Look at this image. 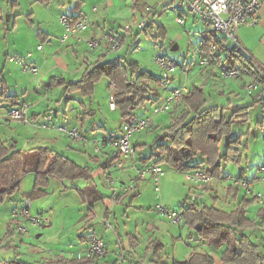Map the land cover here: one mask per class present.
<instances>
[{
    "label": "rangeland",
    "instance_id": "obj_1",
    "mask_svg": "<svg viewBox=\"0 0 264 264\" xmlns=\"http://www.w3.org/2000/svg\"><path fill=\"white\" fill-rule=\"evenodd\" d=\"M7 1L9 0H3L0 2V11L2 12L0 17L1 27H3V23H8L13 10V15L16 14L15 17L18 16L17 22L21 32H16V29H14L11 23L9 26L6 25L5 27L7 40L4 38V32L2 31V33H0V92L1 85L3 84H7L9 88L11 87L19 90V92H22L21 88H23L25 84H32L35 88L34 91L32 89L30 90V92L33 93L32 95L37 93L36 89L39 91L41 90L40 88L47 89L48 91L45 92L46 98L42 99L41 104L36 105L35 110L40 112L39 118L41 119L36 122L41 123L44 120V122L48 123L49 128L38 126V128H31V130L33 132L39 130L40 133L55 132L57 142L55 143L56 145L54 148L59 152L71 155L76 158V160L83 159L84 150L91 155L102 154L107 151L112 155L115 150L111 146H107L106 148H103L101 152H96L93 142H90L89 145L82 144L79 141L73 142V138L64 132H61L58 128L63 126L79 127L77 121L86 118L84 128L88 130L90 135L97 134L99 138H101L102 135L119 134L123 124L121 114L119 110L111 109V99L114 94V87L109 85L108 77L102 75L96 82L94 91L90 96H83L80 92H73L70 89L67 91L65 89L66 84H57L53 89H49L47 88L49 78L45 77L43 78L42 84H40V82L38 83L45 72L42 71L43 69H41L40 66H38V74L35 75L29 72H24L22 70V64L11 61L9 57L16 56L24 58V61L27 63L32 62V56H27L28 53L35 54V49L32 48V35L35 37V34H30L26 28V19L30 12H33V15L35 14L34 18L37 27H39L40 22L41 24H44L43 26L40 25V30L42 32L43 30H46V26L48 25L54 30L57 29V26H61L57 23H59L62 15H99L101 17V22L106 26L112 24L118 26L130 23L133 26V29L127 33L126 41L119 50L120 56H122V59L125 62H137L142 69L148 70L157 76L159 80L158 83H156V88L159 92H161L165 85L170 86L175 82L177 85L185 84L188 87H192L195 84L201 85L205 88L207 97L210 94L216 95L217 91L215 90L216 88H214L216 86L224 87L226 90L231 88V86L232 89L237 87L238 91L241 90L240 92L242 93L243 98L247 97V92L244 91V86H237L242 84V74L237 78H230L228 80V78H224L221 74L223 69L220 70L221 76L217 73L220 64L213 63L215 65L207 70L209 65L200 63V48H208L209 46V42H205L201 38V30L206 28L205 22L189 13L186 18L187 21L184 24H179L176 19L178 13L171 9H167V7L164 9L162 0H136L134 2H132V0H119L114 6H109L107 0H64L62 6L57 7V10L53 12V8L49 10V8L43 6L44 4L42 3L33 6L31 0H22V3L17 7H12ZM78 2H80L79 6H77ZM172 4L175 5V2ZM93 6H98L97 12L92 11ZM147 6H150L153 12H148L146 9ZM155 11L156 13L154 17L150 18L151 25L144 28L137 27V23L143 19V15L150 16ZM91 22H93L92 19ZM160 24L163 26H160ZM120 28L121 27H119V29ZM54 38L57 39L56 37ZM7 44L9 45V56L6 58L5 52L7 51ZM175 45L178 46L176 49L173 48ZM163 55L173 59L177 64L176 70L170 73L169 77H166L164 71L159 67L156 61L158 56ZM222 60L223 56H221V61ZM5 66L6 69L4 71ZM185 66L186 68L188 66L189 69H186ZM225 66H227V64H225ZM6 72L10 74L11 80L5 78ZM214 82H217L218 85H213ZM217 89L221 88L217 87ZM150 108L149 114L152 115ZM49 109L50 111L52 110L49 115L50 117L46 115L49 112ZM55 112H57V115H55ZM143 113H145L143 107H140L135 111V115L138 116ZM166 114L167 118H170V112H167ZM159 115L160 114H156L154 116L157 117ZM260 117L263 120L260 129H257L255 124V121L257 120L256 116L253 117L252 122H236L234 124L231 133V136L233 137L246 132V129L249 126H251V128L250 132L244 135L239 144L240 155H242L241 162L239 164L224 162L223 174L230 175V180L232 182L239 177L241 172H243L246 177L249 179L251 178L252 187L255 191L261 192L264 196V191L262 190V188L264 189V181L259 180L253 183L252 179L256 174L259 176L261 175L259 169L264 162V112L260 114ZM18 122L19 121L12 120L7 123L5 122L4 124L7 125L6 127L9 126L10 128L18 129L22 125L18 124ZM27 127L29 128L32 126L28 125ZM160 131L162 130L160 129L157 132ZM153 135H156V131L153 132L152 136L146 134L145 131L136 133L132 136L131 142L134 144L138 141H147L148 144L146 151L150 152V150L153 149V145L150 144L151 140H153ZM32 141L29 142V140L21 139L18 142V146L24 150H29L35 146L49 145L48 142L39 139ZM73 143H77V145L80 144L81 147H77ZM71 144L72 146H75L74 149L70 146ZM220 146L222 147V151L225 150L226 138L222 140ZM165 170V174L160 181V196L156 195L155 186L152 181H149V178L140 182V187L137 191L140 192V200L143 206L147 207V211L148 209L151 210L150 206L155 207L157 203L161 202L169 210L179 211L181 206L185 204L184 200L188 196H194L192 195L193 190L191 184L186 179L185 173L174 170L169 166H166ZM34 175L33 172H29L24 177L23 188H25V190H31L33 188ZM227 179L228 177H215L213 184H219V181L222 180L224 183L226 182V187L228 185ZM225 187H220L218 189L215 188V193L223 198L227 195ZM47 192L48 193L42 196H33L31 200L33 203L32 211L34 213L44 212L48 216L52 215L55 222L54 227H49L42 231L43 235L40 237L41 239L38 242V246H47L54 250H63L66 246L71 247V243L68 242L71 241V239H73V241L77 239L78 230H80L81 234L95 233L101 235L105 242H114L116 238L114 232L111 230L113 229V226L109 223L111 227H107L105 225V220L100 214H98V212L94 215L92 221L94 227L92 226V229L80 228L83 225L84 217L87 214L90 205L82 200L79 192H77V189L74 186L71 187L70 185L68 188L66 186H56L55 192L50 189H48ZM129 194H132V190ZM18 195L19 191L16 193V196ZM222 198H220L221 200H218V202L216 201L217 204L222 205ZM14 206L15 203L13 199L10 198L4 203H0L2 209L1 212H3L4 216L9 209ZM261 207H264V201L260 202L258 199H254L250 205V215L252 212H257ZM124 210L125 209L120 213L121 218L119 217V222H121L124 215ZM152 211L155 212L156 210L152 208ZM163 220L165 221L164 225L167 228L173 227V229H179V226L171 220L167 218H164ZM112 221L113 220H111V222ZM112 223L117 224L115 220ZM255 228L254 232L250 231L251 238L258 245L259 251L264 255V226H257ZM31 230L32 232L34 231L33 235L30 236L25 243L20 242L19 246L23 250H26V246L30 248L32 244L35 243L34 240L38 239L36 235L39 232V228L32 227ZM189 230H191L192 233L196 232L195 229H191L190 225L185 222L182 231L188 233ZM61 235L63 237H61ZM61 238V242H58V239ZM186 239L191 240L188 235ZM72 248H74V245ZM8 249L9 248L0 251V259L16 257L20 260H26L24 254L21 256H15V249ZM37 256L42 260L41 255Z\"/></svg>",
    "mask_w": 264,
    "mask_h": 264
},
{
    "label": "crops",
    "instance_id": "obj_2",
    "mask_svg": "<svg viewBox=\"0 0 264 264\" xmlns=\"http://www.w3.org/2000/svg\"><path fill=\"white\" fill-rule=\"evenodd\" d=\"M1 1L3 0H0V2ZM118 1L119 0H107V4L109 6H114ZM134 1L136 0H132V2ZM7 2L12 7H17L20 5V3H22V0H9ZM63 2L64 0H51L48 3H42L36 0H31L33 6H36L38 3H42L44 4L43 6H47L49 10L53 8L54 10H52V12L57 10V7H61ZM80 2H78L77 6H79ZM162 2L164 7L168 8L169 5L172 2H174V0H162ZM94 7H97V9L94 10ZM92 11L97 12L98 6H93ZM150 12H153L152 8ZM1 13L2 12L0 11V17H1ZM155 13L156 11L152 13L150 16L149 15L148 16L150 18L154 17ZM15 15H13V10H12V13L10 15V20L8 21V23L5 24L2 22L3 27H1V21H0V33H2V31L4 32L5 34L4 38L6 40H7L6 31H5L6 25L9 26L12 23L14 29H16V32L18 33L21 32L19 29V24L17 22L18 16L15 17ZM78 15H83V14H78ZM78 15H73V16H78ZM34 16L35 14L33 15V12L32 13L30 12L28 14V18L26 19L27 30L30 32V34H35V37L34 35H32L33 38L32 48L35 49V54L34 55L31 54L32 56L31 63L40 66V68L43 69L42 71H45L43 73V77L38 81V83L40 82V84H42L43 78L45 77L49 78L47 88L53 89L55 87V86H49L50 82L54 81L55 77H59V78L61 77L66 82L80 80L83 77V74L86 71V69L91 68L96 61L106 62L118 58L121 61L125 62L119 53V50L122 46L115 51L109 50L105 40L103 39L104 33L108 28L113 27L119 29V27H121L122 25L116 26L112 24L110 26H106L101 22V17L99 15L93 14L89 16L88 14H85V16L88 18L89 21L88 29L86 31H83L79 35H74L64 40L63 37L65 35V26L60 20L59 23L57 24L58 25L60 24L62 27L57 26L56 27L57 29L54 30L51 26L48 25L46 26V30H43L42 32L40 30V25L43 26L44 24H41L40 22L39 27H37ZM186 18H187V14L185 15V19ZM91 19L93 22H91ZM150 24L151 23H149V25ZM238 35H239V40L241 42V44L239 45V49H241V51L245 54V56L248 59V62H251V65L250 68L246 70H242L243 72L241 75L243 78L242 84L237 86H242V87L244 86L245 88L244 91L247 92L246 86L253 79L255 78H259L261 80L264 79V8L262 9L260 14L259 24L255 26L243 25L239 29ZM54 37H56L57 39H55ZM92 39L97 40L99 44L95 47H92L89 42ZM221 43H223L225 46L223 49L221 50L219 49L221 52V56H223V60L221 61V58L212 57L210 63L207 64L209 65V67H207V70L211 69L212 66L215 65L213 63L220 64L217 72L219 76H221L220 70L227 67L225 66V62H224L227 49L234 45V43H232L227 39H223ZM8 48L9 45L6 48L7 51L5 52L6 58L9 56ZM200 49H201V55L205 53L208 54L210 52V48L209 51H207V48L205 47H201ZM5 69L6 66L4 68V71ZM186 69H189L188 66ZM24 72H28V71H24ZM5 78L11 80L10 74L6 72ZM224 78H228L229 80L230 78H237V77H224ZM182 83H186V82H182ZM6 85L4 84L1 85L0 106L5 107L7 105H13L24 101L28 102L29 103L28 114L31 121H35V122L38 121L40 119L39 118L40 112L38 110H35L36 109L35 107L36 105L41 104L42 99L46 98L45 92L48 90L40 88L41 90L39 91L36 89L37 93L36 94L34 93V95H32L33 93H31L30 90L31 89L33 91L35 90L34 85L32 84H25V86L21 88L22 92H19V90H16L11 87L9 88L8 85L7 86ZM151 85L152 87L157 89L156 82H151ZM175 85H177V83L175 82L173 85L170 86L165 85V87L162 88L160 92L162 93V96L160 97L159 101L168 93V91L176 87ZM213 85H218V84L217 82H214ZM194 86L202 87L206 95L205 88L203 86L196 84ZM217 87H220L221 89H217ZM214 88H216L215 90L217 91L216 95L210 94L208 97L206 96L207 104L218 105V106L224 105L228 109L227 110L228 114L231 113L232 107H237V106L248 107V118L247 120L241 122L243 123L252 122L253 117L256 116L257 120L255 121V124L257 126V129L261 128V124L263 120L261 119L260 114L264 112L263 109L264 97L262 98L257 97L259 94V90L254 91V93L252 94H249L247 92V94L245 93L247 97L243 98V95L240 92L241 90L238 91L237 87H235V89L234 88L232 89L231 86V88H228V90H226V88L221 86H216ZM10 95L16 96V98L13 101L5 99L6 96H10ZM154 104L155 103L152 102L147 103L146 106L143 107L145 109V113H143L140 116L150 115L149 108L151 107L150 110L152 113V106ZM111 109L118 110L113 107H111ZM51 111L49 109V112L46 115L49 116L51 114ZM55 115H57V112H55ZM140 116L135 115L136 118ZM155 117L156 116H153L154 119L153 126L147 130H144L146 134L150 136H152L153 132L156 131V135H153L152 137L153 140H151L150 142V144L153 145V149L150 150V152L146 151L148 144L147 141H138L134 143L137 149V154L135 156V163L138 166L154 164L153 160L144 162V158L147 157L149 154H151L152 151H154L156 148L155 138L157 137V135L162 133V131L160 132L157 131L165 128L171 120V117L167 118L166 113H164V115L160 114L156 118ZM85 120L86 118H82L81 120L77 121L78 123L77 125L82 130L84 136L90 139L94 136H98L97 134L90 135L88 133V130L84 128ZM5 122L7 123L9 121L0 120V145L5 144L10 146L12 144H15L16 147L19 148L18 142L21 139L29 140V142L35 139H39L41 141L48 142L49 145L47 147L53 148L56 151H58L56 148H54V146L56 145L55 143L57 142L56 140L57 136L55 132L40 133L39 130L33 132L31 128L34 127L38 128V127L34 126L31 122L19 121L18 124H22V125L18 129L10 128L9 126L6 127L7 125L4 124ZM41 123H44V120ZM28 125L32 127L28 128L27 127ZM42 128H49V127H42ZM250 128L251 126H249L246 129L244 135L250 132ZM244 135L242 136V138L244 137ZM76 141H79L80 143L86 145L90 144V142L86 143L83 139L73 140V142ZM73 144L77 147H81L80 144L79 145H77V143H73ZM39 146H43V145H39ZM39 146H35L33 148ZM70 146L72 147V149H74L75 147L72 146V144ZM221 148L222 147L220 146V149ZM83 153H84L83 155L84 157L81 160H76V158L72 157L71 155H67L64 153L62 154L68 156L80 166H88L92 168L93 169L92 175H91V179L89 180L84 177L76 178V180H72L70 178L57 179V178L49 177L47 186L41 187L40 191L36 192L35 194H31L32 196H29L28 193L32 191L33 188L31 190L30 189L25 190V188H23V180L27 173L33 171H28L26 174L23 175L19 190H17L12 196L8 197L10 199H13L15 206L11 207L5 216L3 212H1L2 209L0 207V251L5 249L7 250V248H9L8 250L15 249L14 251L15 256L17 255L21 256L24 254L26 256L25 258L26 260L24 261L33 264H44L50 260L51 261L53 260L55 262L64 257L72 258L74 256H78L79 252L81 253L88 247L90 243L89 240L91 236L90 233L81 234L80 230H78L77 239L74 241L73 239H71V241L68 242L71 243L70 244L71 247L66 246L64 247L63 250H59V249L54 250L48 248L47 246H38V242L41 239L40 237L41 235H43L42 231H44L49 227H54L55 222L53 220L52 215L49 216L51 219V223L48 226L39 228V232L36 235L38 239L34 240L35 243L32 244L30 248L26 246L25 247L26 250L21 249V247L19 246L20 242L25 243L28 240V238L33 235L34 231L32 232L31 230L29 233L26 234L21 233L17 229V224L11 216V210L15 207L22 206L25 198H30L32 200L33 196H42L48 193L47 192L48 189L55 192L56 186H64V187L66 186L68 188L70 185L71 187L74 186L77 189V192H79L82 200L86 201L90 205L89 203L90 199H88V196L87 198L83 197L84 196L83 190L85 191L86 186L91 185L93 188H95L96 191H98V193L102 195V198L97 201H94L90 205V208L84 217L83 225L80 228L92 229V226L94 224L92 223L94 219V215L96 214V212H98V214H100L101 217L105 220V225L107 227H111V225L113 226V229L111 230L112 232H114L116 239L114 240V242L113 241L105 242L104 240L108 254L101 258L97 257L96 259L92 260L91 263L88 264H159V261L161 259L166 263H171L173 260L182 261L188 259L190 258V256H192L193 252H197V251L209 253L210 255H212L215 258V264H237L234 262H224L222 260V251L224 250L225 247L220 249L215 248L214 246L209 245L206 241L200 240L198 238V235L195 232L192 233L191 230H189L188 233H186V231L183 232L182 227L186 222L185 220L183 221L182 224H176L179 226V229L176 228L173 229V227L167 228L164 225L165 221L163 220L165 217L156 210V206L155 207L150 206L151 210L148 209L147 211L146 209L147 207L143 206L140 200L141 194L139 191H137L139 190L140 182L147 179H137L135 177V171L131 166L130 160L127 161L125 159L120 158V156L117 155L115 152L112 153V155L108 151L102 154L99 153V154L91 155L88 154L86 150H84ZM241 159H242V155H241ZM122 160L124 163L123 167L119 166L118 164ZM197 160H200V158H197ZM161 165L163 167L169 166L167 164H161ZM171 168L177 170L173 167ZM177 171L180 172V170ZM182 172L185 173L186 171H182ZM242 175L245 176L244 173ZM221 177L225 178L227 177V175L222 173ZM252 179H253V183L259 180L261 181V178H259V175L257 174L254 175ZM214 180L215 177L213 178L211 185L206 190L203 191V196L199 200L200 202H205L211 205L213 204L220 209L230 211L244 197L252 198L251 196L247 195L246 190L243 187L235 183V180L231 182L230 177H228L227 179L228 185L226 187H225L226 182L224 183V181L221 180L219 181V184H213ZM149 181L152 180L149 179ZM35 182H36V174L34 175V185ZM130 183H133L134 187L127 189ZM220 187L222 188L225 187L226 189L227 195H225L223 198L220 197L219 194L215 193V188L218 189ZM131 190H132V194H129ZM262 190L264 191L263 188ZM18 191H19V195L16 196V193ZM8 198H6L5 201ZM220 198H222L223 200L222 205L217 204L218 200H221ZM5 201L0 203H4ZM152 208H154L156 211L155 212L152 211ZM123 209L125 210H124V215L121 219L122 222L121 223L119 222V217L121 216L120 213L123 211ZM249 209L250 207L248 208V216L250 218L256 219L259 222L258 226H264V219L260 218L257 212H252L253 215L252 214L250 215ZM32 210H33V203L31 204V208H30L32 215H38V214L46 215V213L44 212L34 213ZM111 220L113 221L115 220L117 224L112 223L113 221L111 222ZM255 229L256 228L248 229L246 230V233L251 235L250 231L254 232ZM187 235L188 237H190L191 240L186 239ZM61 237L63 236L61 235ZM61 240L62 238L58 239V242H61ZM158 243L163 244V248L160 251L156 250L160 248V246H158ZM73 245L74 248H72ZM37 255H41L42 260H40V257ZM30 256L31 258L29 259ZM10 259H14V258H10ZM15 259L18 258L15 257ZM1 260H9V259H0V261Z\"/></svg>",
    "mask_w": 264,
    "mask_h": 264
},
{
    "label": "trees",
    "instance_id": "obj_3",
    "mask_svg": "<svg viewBox=\"0 0 264 264\" xmlns=\"http://www.w3.org/2000/svg\"><path fill=\"white\" fill-rule=\"evenodd\" d=\"M36 1L48 3L51 0ZM224 47V44L219 42V49ZM224 62L229 68L239 67L241 70H246L251 65L236 44L227 49ZM102 75L108 77L109 85L114 83L115 108L119 110L123 123L136 118L135 111L138 108L145 107L150 102L157 103L162 96V93L151 85V82L158 83L157 76L142 69L137 62H123L118 58L106 62L96 61L91 68L86 69L80 80L66 82L61 77H55L49 86L66 84L67 91L70 89L73 92H80L83 96H90ZM15 98L16 96L10 95L5 99L13 101ZM227 110L224 105L207 104L202 87H191L190 92L174 104L170 111L169 124L155 138L156 148L144 158V162L153 160L154 163L167 164L180 171L205 168L213 178L221 177L224 162L238 164L241 162L238 146L244 133L236 137L231 136V133L235 122L245 121L248 118V107H232L230 114ZM225 138L226 148L222 151L220 144ZM92 170L88 166L78 165L68 156L47 146L23 150L17 148L15 144L10 146L1 144L0 202L19 190L21 179L28 171L36 174L33 190L28 193L32 196L31 194L40 191L41 187L47 186L49 177L72 180L84 177L89 180ZM242 174L243 172L239 177L244 176ZM85 191L83 190V197L88 196L90 205L102 198V195L91 185L86 186ZM253 201L254 198L244 197L232 210L227 211L188 196L179 212L190 228L195 229L200 240L218 249L225 247L222 251L224 262L264 264V256L260 253L258 245L252 240L251 235L246 233V230L259 225L256 219L248 216V208ZM257 214L264 219V208L261 207ZM198 223L202 227L200 230L196 229ZM158 246L160 248L156 250H162L163 244L158 243ZM96 258V256L64 257L44 264H88ZM0 263L33 264L15 258L1 260ZM159 264H215V258L209 253L197 251L188 259L173 260L171 263L161 259Z\"/></svg>",
    "mask_w": 264,
    "mask_h": 264
},
{
    "label": "built area",
    "instance_id": "obj_4",
    "mask_svg": "<svg viewBox=\"0 0 264 264\" xmlns=\"http://www.w3.org/2000/svg\"><path fill=\"white\" fill-rule=\"evenodd\" d=\"M174 2L175 5L172 4ZM174 2H172L167 9H171L178 13L176 19L179 24H184L186 22L185 15L189 13L205 22L206 28L201 31V38L203 41L209 42L210 48L208 54L205 53L200 56V63L205 65L210 63L212 57L221 58L219 42L223 39L232 41L239 46L241 44L238 35L239 29L243 25L255 26L259 24L260 14L264 8V0H174ZM96 9L97 7H94V10ZM146 9L149 12L151 11L149 6H147ZM60 21L65 26L64 40L74 35H79L83 31H86L89 26L88 18L85 15H80L78 17L62 15ZM149 23L150 17L148 15H143V19L137 23V27L144 28L148 26ZM132 29L133 26L130 23L122 25L120 29L113 27L108 28L104 33L103 39L109 50L115 51L119 49L125 42L127 33L132 31ZM89 42L92 47L99 44V42L94 39ZM28 56H31V53H29ZM9 59L22 64L23 71H28L35 75L39 72V67L36 64L27 63L24 61V58L10 56ZM156 61L159 67L164 71L166 77H169V74L176 70L177 64L168 56H158ZM221 74L224 77H238L242 74V70L239 67H226L222 70ZM112 87H114V83ZM246 89L249 94L259 90L257 97H264V79H253L247 84ZM189 92L190 87L185 84L172 88L160 101L152 106V115L137 117L123 123L117 135H102L101 138H99V136H94L90 139L84 136L79 127L63 126L58 129L73 138V140L83 139L86 143L93 142L96 152H101L103 148L111 146L120 158L127 161L130 160L131 166L135 171V177L137 179H151L155 184L157 195H160V181L165 174L164 167L157 163L138 166L135 163L137 149L135 145L132 144L131 138L134 134L141 133L153 126L154 115L170 112L174 104L183 95ZM111 107L115 108L114 96H112L111 99ZM28 109L29 103L25 101L5 107L0 106V120L31 122L36 127H49L45 122L38 123L31 121ZM118 164L123 167V160ZM259 172L261 173L259 178L264 181V163L259 169ZM185 176L192 185V195H194L192 198L200 200L203 191L211 184L213 176L205 168H195L186 171ZM235 183L243 187L247 195L254 199H258L260 202L264 201V196L261 192L255 191L252 187V181L249 178L245 176L237 177ZM132 187H134V184L130 183L127 189ZM31 204V199L25 198L22 206L15 207L11 210V216L17 224V229L24 234L29 233L32 227L42 228L51 223V219L48 215H32L30 211ZM156 210L174 223L181 224L184 221V217L179 211L169 210L162 203L156 205ZM89 240L90 243L88 247L79 253L78 256L103 257L108 254L104 238L101 235L95 233L91 234Z\"/></svg>",
    "mask_w": 264,
    "mask_h": 264
},
{
    "label": "water",
    "instance_id": "obj_5",
    "mask_svg": "<svg viewBox=\"0 0 264 264\" xmlns=\"http://www.w3.org/2000/svg\"><path fill=\"white\" fill-rule=\"evenodd\" d=\"M9 21V20H8ZM178 46L177 45H175L173 48H177ZM202 227H201V225H200V223H198L197 225H196V229H198V230H200Z\"/></svg>",
    "mask_w": 264,
    "mask_h": 264
}]
</instances>
